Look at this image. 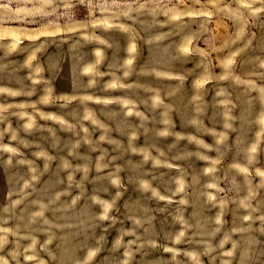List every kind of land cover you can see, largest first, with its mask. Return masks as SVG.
<instances>
[{"label":"rangeland","instance_id":"1","mask_svg":"<svg viewBox=\"0 0 264 264\" xmlns=\"http://www.w3.org/2000/svg\"><path fill=\"white\" fill-rule=\"evenodd\" d=\"M0 264H264V0H0Z\"/></svg>","mask_w":264,"mask_h":264}]
</instances>
